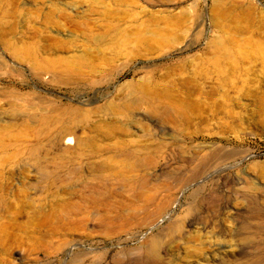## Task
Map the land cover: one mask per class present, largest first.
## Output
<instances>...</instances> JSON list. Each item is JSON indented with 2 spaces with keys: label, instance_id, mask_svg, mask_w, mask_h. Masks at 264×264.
<instances>
[{
  "label": "rangeland",
  "instance_id": "374dc122",
  "mask_svg": "<svg viewBox=\"0 0 264 264\" xmlns=\"http://www.w3.org/2000/svg\"><path fill=\"white\" fill-rule=\"evenodd\" d=\"M5 193L0 264H264V0H0Z\"/></svg>",
  "mask_w": 264,
  "mask_h": 264
},
{
  "label": "bare ground",
  "instance_id": "6f19581e",
  "mask_svg": "<svg viewBox=\"0 0 264 264\" xmlns=\"http://www.w3.org/2000/svg\"><path fill=\"white\" fill-rule=\"evenodd\" d=\"M61 143H62V145L64 146V150L65 151H69V149H70V147L73 145V143H74V139L67 133V132H64V134H63V138L61 139ZM78 144L76 143V146H77ZM29 163H30V159H29ZM115 177V173H104V172H102V171H99V172H97V174L95 175V179L97 180V181H100V180H103L104 181V179H106V180H109V179H113ZM4 191H6V192H9V191H12V187H11V185L10 184H6V186H5V190ZM7 195H8V193H5L4 194V196H1L0 195V204H3V206H4V208L5 209H7L8 210V206H7V204H6V202H7ZM1 206V205H0ZM1 208H3V207H1ZM13 209V207L11 206L10 207V210H12ZM81 209V208H80ZM2 210V209H1ZM71 211H74V210H71ZM84 211V210H83ZM75 212V211H74ZM78 212H76V214H77ZM79 213H81V211L79 212ZM3 214V213H2ZM82 215V214H81ZM28 221H30V217H29V219H28ZM47 221V218L44 216L43 217V220L41 221V223H43V224H45V222ZM61 221V220H60ZM63 222V221H62ZM60 224V223H59ZM62 224V223H61ZM50 227V226H49ZM60 228V227H59ZM58 228V229H59ZM15 229H18L19 230V227L17 228L16 226H13V230H15ZM55 229V228H54ZM53 229V230H54ZM21 230V229H20ZM50 230V229H49ZM53 230H52V232H53ZM55 231V230H54ZM28 232V231H27ZM30 232V231H29ZM0 233H2L3 234V237H4V239H1V237H0V246H3L4 245V242L6 241V242H9V241H12V243L14 242L15 243V241L17 242V240H19V239H17L18 238V236H17V238H16V233H15V236H14V234H12V233H9L8 232V230H7V228L5 227V226H0ZM21 241V240H20ZM16 247H17V245H16ZM28 252H29V250H28ZM250 260H247V261H245L246 263L247 262H249Z\"/></svg>",
  "mask_w": 264,
  "mask_h": 264
}]
</instances>
